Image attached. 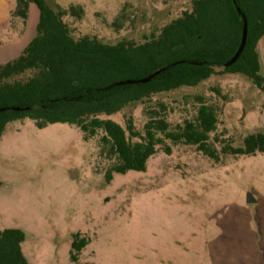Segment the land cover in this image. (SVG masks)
<instances>
[{
    "label": "rangeland",
    "instance_id": "obj_1",
    "mask_svg": "<svg viewBox=\"0 0 264 264\" xmlns=\"http://www.w3.org/2000/svg\"><path fill=\"white\" fill-rule=\"evenodd\" d=\"M46 2L84 10L81 19L63 18L75 39L140 45L191 11L193 0ZM15 9L14 0H0V63L18 56L36 34V9L27 20L13 16ZM258 53L264 77V38ZM198 98L218 113L210 143L219 162L195 146L164 140L146 172L112 180L106 173L116 159L101 131L85 141L73 125L10 123L0 140V229L25 234L29 264H264V154H222L226 144L239 148L247 136L264 134V92L243 75H215L101 118L126 129L132 117L144 135L150 113L164 104L162 115L174 129L195 117ZM75 235L88 245L72 263Z\"/></svg>",
    "mask_w": 264,
    "mask_h": 264
},
{
    "label": "trees",
    "instance_id": "obj_2",
    "mask_svg": "<svg viewBox=\"0 0 264 264\" xmlns=\"http://www.w3.org/2000/svg\"><path fill=\"white\" fill-rule=\"evenodd\" d=\"M14 1L13 16L27 20L34 7L38 21L35 36L20 54L0 63V109L20 106L30 110L0 113V140L10 123L26 119L38 129L54 124L76 126L85 141L101 131L102 143L116 159L106 173L108 180L113 179V174L146 172L148 161L164 140L195 146L219 162L220 153L210 143V135L217 130L218 113L198 98L201 105L195 117L172 129L162 115L167 110L162 104L160 111L150 113L144 135L136 130L132 117L127 119L125 129L101 116L115 115L157 94L197 87L215 75H243L264 92L258 53L264 38V0H193L191 11L140 45L129 41L109 45L92 37L75 39L63 18L70 15L81 19V7L64 10L51 8L46 0ZM237 8L248 21L247 42L237 62L224 68L241 43L243 18ZM180 61L186 63L167 70L150 83L104 90L113 83L147 77ZM127 132L139 141L132 142ZM166 152L170 154V149ZM257 153L264 154V134L247 136L242 147L226 144L222 148V154L235 157ZM24 241L21 230L0 229V264H29L23 252ZM87 245L86 239L75 235L70 251L72 263L78 261Z\"/></svg>",
    "mask_w": 264,
    "mask_h": 264
},
{
    "label": "water",
    "instance_id": "obj_3",
    "mask_svg": "<svg viewBox=\"0 0 264 264\" xmlns=\"http://www.w3.org/2000/svg\"><path fill=\"white\" fill-rule=\"evenodd\" d=\"M237 11H238V14L240 16H242V18H243V31H242L241 43H240V46H239L236 54L234 55V57L229 62H227L224 65V68L231 67L232 65H234L237 62V60L240 58L241 54L243 53V51L245 49V46H246V42H247L248 21H247V18L242 14V11L239 8H237ZM184 63H186V61H180V62L173 63L171 65H168V66H166L164 68H161V69L155 71L151 75H149L147 77H144L142 79L123 80V81H119V82L113 83L112 85H110L109 87L105 88L104 90H109V89H112V88L122 87V86H126V85H136V84H147V83H150L155 78H157L158 76H160L161 74L166 72L167 70H169V69H171L173 67H176V66H180V65H182ZM189 64L195 65V66L202 65L201 63H198V62H189ZM9 110H12L14 112H21V111H28V110H30V108L29 107L14 106V107H11V108H2V109H0V113L7 112ZM249 202L250 203L253 202L251 198H250Z\"/></svg>",
    "mask_w": 264,
    "mask_h": 264
}]
</instances>
